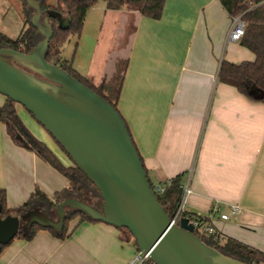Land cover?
<instances>
[{
    "label": "crops",
    "instance_id": "crops-1",
    "mask_svg": "<svg viewBox=\"0 0 264 264\" xmlns=\"http://www.w3.org/2000/svg\"><path fill=\"white\" fill-rule=\"evenodd\" d=\"M230 26L219 0H166L157 20L99 2L87 12L69 58L95 83L112 75L116 60L127 59L117 108L149 179L165 184L185 172V211L212 215L221 236L264 253V103L217 80L221 60L254 58L227 40ZM4 101L0 94V105ZM35 186L52 195L68 182L15 145L0 122L7 206L21 204ZM232 205L239 213H231ZM118 234L100 221H83L64 239L41 230L3 247L0 264H125L136 250Z\"/></svg>",
    "mask_w": 264,
    "mask_h": 264
},
{
    "label": "water",
    "instance_id": "water-1",
    "mask_svg": "<svg viewBox=\"0 0 264 264\" xmlns=\"http://www.w3.org/2000/svg\"><path fill=\"white\" fill-rule=\"evenodd\" d=\"M31 23L42 36L29 53L0 47V94L20 104L63 148L102 198L100 208L81 200L70 206L115 228H126L138 251L155 264H246L206 245L187 218L172 223L151 188L140 155L121 115L103 98L63 69L45 60L51 27L38 4ZM66 201L58 205L62 228ZM28 213L22 219L33 216ZM20 219L0 217V250L17 234Z\"/></svg>",
    "mask_w": 264,
    "mask_h": 264
},
{
    "label": "trees",
    "instance_id": "trees-1",
    "mask_svg": "<svg viewBox=\"0 0 264 264\" xmlns=\"http://www.w3.org/2000/svg\"><path fill=\"white\" fill-rule=\"evenodd\" d=\"M15 1L16 7H19L22 26L14 38L0 31V47L11 48L22 53H29L37 42L42 39V36L38 32V29L31 23V17L34 13L33 8L28 5L26 0H19L20 4L18 0ZM33 1L39 6L41 20L46 17L52 31V36L45 52V60L63 69L80 83L87 86L119 113L117 103L128 60H116L112 75L95 83L90 77L81 75L73 68L72 58L66 59L62 57V48L71 37H75L77 40L79 39L87 12L99 2H102L108 10H118L126 7L129 10L137 11L146 18L157 20L162 16L166 0ZM219 2L230 17L240 15L245 24V31L238 43L248 49L254 58L240 62H231L226 59L221 60L217 72V80L219 83L235 87L238 92L252 101L264 103V0H219ZM76 44L77 41L75 42ZM15 104L12 100L5 98L4 103L0 105V122L4 125L7 135L15 145L33 152L44 163L62 175L67 180L68 186L54 191L52 195H48L41 188L35 186L27 199L14 207L7 206L6 191L0 187V217L4 218L10 215L20 219L18 232L12 240H31L41 230L50 232L52 236L58 239H64L81 222L96 221L78 211L75 207L70 206L69 201L81 200L91 206L100 208L102 198L95 185L74 164L63 148L53 138L56 144L70 159L71 164H64L45 142L35 137L26 128L16 111ZM29 115L34 119L31 114ZM144 170L146 172L145 167ZM146 176L151 188L154 189V183L149 179L147 172ZM184 176L185 172L174 175L165 182L162 193L154 192L160 205L164 208L170 219L176 214L183 197ZM65 201L67 203L64 206L65 219L62 228L55 229L43 224L42 221L45 219L57 220L58 205ZM31 212L34 213L33 216L25 219L21 218ZM181 218H197L210 222V218L207 215H199L185 210L180 211L176 224ZM75 219L76 223L69 231V223ZM117 229L119 231L118 239L121 242L132 241L135 246V241L126 228ZM193 232L206 245L219 250L226 256L246 264L264 263V253L262 251L231 237L221 236L218 232L201 233L197 230ZM5 246H2L1 249ZM135 250H137L136 247Z\"/></svg>",
    "mask_w": 264,
    "mask_h": 264
},
{
    "label": "rangeland",
    "instance_id": "rangeland-1",
    "mask_svg": "<svg viewBox=\"0 0 264 264\" xmlns=\"http://www.w3.org/2000/svg\"><path fill=\"white\" fill-rule=\"evenodd\" d=\"M1 1H3L4 4L2 6V10H0V31L14 38L15 36H17L22 26L21 16L19 14L20 12L19 7H16L15 0H9V1L1 0ZM1 1L0 4H2ZM18 3L20 4L19 0ZM130 31H131V26L128 29V32ZM76 41L77 39L75 37H71L70 40L66 44H64L63 53H62L63 58H69ZM16 107L18 109L19 116L23 124L26 126V128H28V130L35 137L45 142L52 149V151L61 159V161H63L64 164L66 165L71 164L70 159L63 152V150L56 144V142L47 133V131L41 125H39L35 121V119L29 116V113L25 110V108H23L20 104H16ZM28 119H30L29 121L31 122H28ZM183 210H186L185 203L183 204ZM75 223H76V219L72 220L69 223V227H68L69 231L74 227ZM76 229L77 227L74 229V231H76ZM128 245L129 247H131L132 251L135 250V246L132 241H130Z\"/></svg>",
    "mask_w": 264,
    "mask_h": 264
},
{
    "label": "built area",
    "instance_id": "built-area-1",
    "mask_svg": "<svg viewBox=\"0 0 264 264\" xmlns=\"http://www.w3.org/2000/svg\"><path fill=\"white\" fill-rule=\"evenodd\" d=\"M244 31H245V24L241 19L240 15L231 17V26L228 31L227 40L229 42H238L241 39V37L244 35ZM163 190H164V184L154 183V189H153L154 192L162 193ZM188 192H189L188 186L187 185L183 186V197L176 214L171 219L172 223H176L180 211H183V204L185 202V197L188 194ZM231 213L233 214L239 213V209L236 205H232ZM207 216L209 218L212 217V215H207ZM219 217L223 220L228 219L227 214H220ZM187 219H188V223L192 224L193 231L197 230L201 233L216 232L214 227L208 221L199 220L197 218H192V219L187 218ZM125 264H155V263L152 261L150 257V252H142L136 250L133 256L127 262H125Z\"/></svg>",
    "mask_w": 264,
    "mask_h": 264
}]
</instances>
